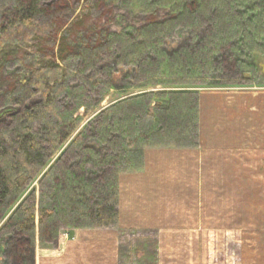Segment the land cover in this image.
Masks as SVG:
<instances>
[{
  "label": "rangeland",
  "instance_id": "obj_1",
  "mask_svg": "<svg viewBox=\"0 0 264 264\" xmlns=\"http://www.w3.org/2000/svg\"><path fill=\"white\" fill-rule=\"evenodd\" d=\"M53 1L57 10L48 21L59 23L60 28L55 29L57 37L54 32L42 40L46 41L43 50L57 55L62 37L67 39L63 46L66 60H57L69 73V91L61 95L60 104L66 125L72 119L75 123L72 134L43 170L62 156L47 172L45 188H40L38 178L29 188L37 201L44 194L47 204L64 202L62 188L69 187V175L98 170L94 163L101 150L111 156L112 169L107 175L114 189L119 176L129 171L122 170L124 165L130 163L131 170L139 165L136 161L144 145L169 138L167 135L175 137L174 131L183 139L181 126L187 121L182 106L193 102L198 89L264 82V21H258L260 17L264 20V0H100L97 10L86 14L81 11L82 0ZM259 27L263 29L257 31ZM238 43L250 46L254 64L240 66L228 75L219 58L234 54ZM10 49L7 60L0 58V115L10 107L9 92L14 81L22 79L20 69L34 59L33 51L25 46L14 44ZM188 118L194 128V118ZM194 131L188 128L186 133ZM77 135L81 139L71 145ZM15 205L0 214V264H12L5 251L11 237L7 224ZM56 207L60 212L61 206ZM74 220H57L52 237L47 238L38 235L35 219L32 262L27 264H115L114 256L105 254L104 245L116 236L118 225L107 228L113 232H105L88 226L85 220L79 219L76 226ZM131 232L137 231L116 236L118 264L144 260L139 238L133 245L129 244L133 238L127 241ZM226 238L227 242L216 243L217 256L204 253L205 264H231L239 237ZM149 253L142 264L153 262L154 252Z\"/></svg>",
  "mask_w": 264,
  "mask_h": 264
},
{
  "label": "crops",
  "instance_id": "obj_2",
  "mask_svg": "<svg viewBox=\"0 0 264 264\" xmlns=\"http://www.w3.org/2000/svg\"><path fill=\"white\" fill-rule=\"evenodd\" d=\"M187 109L194 133L144 145L116 180L114 232L137 231L127 241L150 264H205L234 236L231 264H264V82L200 88ZM116 236L104 246L118 264Z\"/></svg>",
  "mask_w": 264,
  "mask_h": 264
},
{
  "label": "trees",
  "instance_id": "obj_3",
  "mask_svg": "<svg viewBox=\"0 0 264 264\" xmlns=\"http://www.w3.org/2000/svg\"><path fill=\"white\" fill-rule=\"evenodd\" d=\"M99 1L82 0L81 11L86 14L97 10ZM56 10L53 0H0V58L7 60L14 44L32 50L34 58L32 63L20 69L22 79L14 81V89L9 92L10 107L0 115V214L9 211L17 203L7 224L11 237L6 241L5 252L12 264L32 262L33 248L30 242L35 230V219L38 235L47 238L52 237L57 220L63 222L75 219L74 225L78 226L80 219L92 228H109L116 225L118 219L117 186L115 183L112 189L113 180L110 174L107 175L108 170L112 169L111 156L107 152L102 153V150L99 152V161L95 160L94 163L95 168L99 167L98 170L81 176L75 172L69 175V187L66 186L67 190L62 188L64 202L55 200L47 204L44 194L37 201L34 190H29L37 178L40 188H45L47 172L55 167L62 156L46 171L43 170L72 134V124L75 123V119H72L66 125L67 118L60 104L61 95L65 90L69 91V73L65 65L58 62L66 60L63 46L67 39L62 37V48L59 47L57 55H47L43 50L46 41L42 40L54 32L56 36L58 31L55 29L60 28L59 23L51 24L48 21ZM259 20L264 21L262 17ZM257 29L260 31L263 28ZM243 46L246 48L244 51ZM236 47L235 55L228 53L225 58H219L220 66L226 68L228 75L237 72L240 66L248 65L251 68L254 64V61L250 62V46L238 43ZM239 55L243 56L242 60ZM182 107V115L186 116L187 122L181 127L186 133L188 128H194L188 122L189 109L187 106ZM172 116L175 119L173 112ZM173 133L179 134L177 131ZM79 139L81 135L74 137L70 144H75ZM131 168L129 163L122 170ZM57 205L61 206L60 212L57 211Z\"/></svg>",
  "mask_w": 264,
  "mask_h": 264
}]
</instances>
